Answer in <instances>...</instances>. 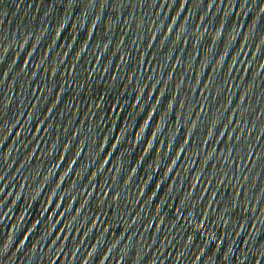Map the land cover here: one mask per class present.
I'll use <instances>...</instances> for the list:
<instances>
[{"label":"water","instance_id":"1","mask_svg":"<svg viewBox=\"0 0 264 264\" xmlns=\"http://www.w3.org/2000/svg\"><path fill=\"white\" fill-rule=\"evenodd\" d=\"M0 264H264V0H0Z\"/></svg>","mask_w":264,"mask_h":264}]
</instances>
